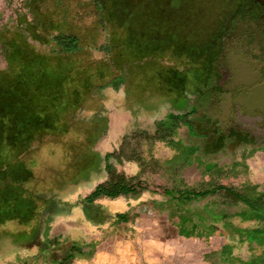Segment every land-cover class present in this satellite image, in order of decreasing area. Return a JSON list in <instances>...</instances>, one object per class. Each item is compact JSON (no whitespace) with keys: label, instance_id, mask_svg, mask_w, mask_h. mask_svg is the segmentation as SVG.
I'll return each instance as SVG.
<instances>
[{"label":"crops","instance_id":"1","mask_svg":"<svg viewBox=\"0 0 264 264\" xmlns=\"http://www.w3.org/2000/svg\"><path fill=\"white\" fill-rule=\"evenodd\" d=\"M114 1L0 0V45L7 62L0 68L2 119L16 110L25 124L39 123L32 112L53 96V103L67 100L66 114L51 124L45 116L44 125L73 127L71 133L81 123L75 111L97 106L105 120L96 139L97 170L78 183L69 207L55 214L45 233H37L30 248L10 249L13 254L3 264H264V127L254 112L259 100L246 98L245 114L230 122L217 119L219 102L205 93L211 76L193 66L199 54L182 50L185 40L166 34L159 22L141 32L150 43L166 37L156 45L169 61L147 51L127 58L144 62L127 68L121 66V54L104 53V42L94 38L92 50L86 45L92 38L82 43L79 24L61 26L77 22L81 13L103 23L104 16L113 15L108 6ZM58 13L62 19L56 24ZM28 14H45L49 23L28 20L26 25ZM12 23L14 31L8 27ZM132 33L120 34L119 44ZM58 35L75 36L76 48L59 45ZM93 50L113 63L92 62ZM70 63L90 66V76L101 79V85L80 86L82 91L62 88L61 71L66 73ZM80 72L69 74L78 78L76 84L85 77ZM116 92L126 101L118 95L115 99ZM147 102L153 108L146 114ZM109 170L130 178L135 190L94 200L105 212L103 218L86 214L83 199L108 180ZM118 213H126L125 218L118 221ZM31 217L28 222L34 223Z\"/></svg>","mask_w":264,"mask_h":264},{"label":"rangeland","instance_id":"2","mask_svg":"<svg viewBox=\"0 0 264 264\" xmlns=\"http://www.w3.org/2000/svg\"><path fill=\"white\" fill-rule=\"evenodd\" d=\"M108 7H111L109 11L113 13V17L110 14H107V16L103 17V23H100V21L97 20L96 22H94L93 16L86 13H81L77 22H75V20H71L67 23H61V26H78L79 24V32L82 43H84L83 41H88L91 38L92 40L95 38L98 44H102V42H104V53H112L113 56H116V54H121L124 59L123 63H121V66L127 68L128 63L129 66L132 64L141 65L144 63L142 61H135L132 63L131 61L127 62V58L128 60H133L131 58L135 57L137 54H141L143 52L145 53L147 51H149L153 56H159L160 58H162L163 63L169 61L164 49L156 45L158 42H166V37H159L157 39L152 38L150 43L147 41V38L144 39L145 36L142 33L149 32L150 28H152L158 22V27H160L161 29H165L166 34L168 32L170 34L175 33L176 39L182 41L185 40L183 42L184 44L181 45L182 50L184 49L185 52H189L190 48H192L193 52L195 50L197 51V53L201 51L202 48L207 45L208 34L206 33V30L209 18L212 12L215 10V1L130 0V2L125 3L123 0H115L113 4L109 5ZM144 11H147V18H144ZM104 15H106V13H104ZM156 15L159 16L158 19L150 20L148 18H153ZM44 16L45 14H38L37 17L36 15L28 14L26 15V25L28 23L30 24V22H32V25H34L36 24V21L42 22L43 24L49 23L48 19ZM61 19L62 15L59 14V16L56 18V21L53 22L57 24L59 21H61ZM2 25V22H0V27ZM23 26H21V28H23ZM8 27L12 31H14L13 23ZM130 29L133 30V33L128 35V38L125 39V44H123V42L120 45V41H118L120 38V34H126L127 31H131ZM112 31H116L118 33L113 37ZM151 35L153 36L154 34L151 33ZM126 36L127 35H124L123 37ZM95 40L86 44L88 45V47L90 46L89 49L92 50L96 46ZM142 40L143 43H145L146 41L147 42L145 44H143L142 42L137 44ZM102 55L98 53V51H94L91 56L92 62L101 60L105 62L103 63L104 67H106L105 65H109L111 62L113 63V60H110L108 58L106 59V63V61L104 60L105 56L104 54ZM0 56H2V61H0V68H2L7 64V62H5L4 60L2 45H0ZM113 56H110V58L115 59L113 58ZM121 60L122 59H119L118 61L121 62ZM153 60L154 59L152 57L151 62ZM147 61L145 62V64L148 65L150 62ZM114 63H116V61H114ZM80 65V63H70L67 66L68 70L66 71V73L65 71H61L62 76H64V79L62 80L63 83L60 84L62 85V88L70 87L71 89L75 88V90L80 89V91H82V88L90 89L88 86L91 83L97 86L101 85V79H98V81H96L94 77L90 76V73L94 72V69H92L90 66L80 68ZM197 65L200 66L199 58L193 59V66ZM79 71H81L80 73L84 72L85 77L81 78V83L76 84V82L74 81L78 78H69V74H76ZM102 73L103 71L101 67L98 68L96 74L101 77ZM66 75L67 78L65 77ZM80 86L82 88H80ZM124 86H126V84H124ZM119 93H122V91H119ZM117 95L118 97L120 96L122 98V101H126V98H123L124 96H121L117 92L115 93V95H113L115 99ZM73 97V94H69L70 99ZM52 98L53 96L51 97V99H47L46 101H44L45 104H42L40 108H37L32 112L36 118L39 117L38 121H40L39 124H37L40 126L39 128L44 129V131L47 133L49 130L53 131L54 129L51 127L50 129L49 127H47L49 126V124H43L42 120L46 119L45 116H48V121L51 124V121L57 122V119L59 117L64 116L66 114L65 111L67 110L64 105L67 100H65L64 102V98L58 99L53 103ZM2 103L3 102L0 100V113L1 110H3ZM135 105L136 106L134 110L138 111L140 105L138 102H136ZM96 108L98 110L100 109V106H97ZM96 108H80L75 111L77 121L81 122L75 130H72L71 133H67L64 136L65 129L63 127L58 132V135H60L61 138L58 139L57 142L53 141V143L43 145L41 149H38L40 147L29 149L27 151L28 154L26 155V157L21 158L16 162H20V165L14 166L15 169H21L20 172L23 173L26 169H29V173L32 172V177H34L35 180H33L32 178H28L24 184L29 187H33L35 190H38L39 195H41L42 198L47 202V205L44 206L45 208L43 207L42 210L32 208L28 211H20V213L14 216H11L10 212L6 214L4 213L5 215L1 214L0 264L6 263V257L10 255L12 256L13 253H11L10 249L13 251H18L26 249V247L30 248V245L33 242L32 239L39 231L38 225L40 223H43L44 231H46L45 228H47L48 224L55 216V214L59 212L62 213L69 207L68 204L69 201H71V194L73 193L74 189H77L76 186L78 185V183L84 181L86 177L89 178L90 174L97 170L98 164L93 165V158L98 159L99 157L98 151H96V139H98L99 134L102 131L105 120L101 115H99V110L96 114ZM144 108L145 113L147 114L150 112V110H152L153 107L150 102H147L145 103ZM19 121L20 124L23 125L25 120L21 118ZM85 123H90L91 126L85 125ZM41 125L43 127H41ZM70 128L72 129L73 127H66L68 131L71 130ZM26 132L27 131L22 132V135L19 136L21 140H25L26 137H28ZM3 155L4 153L2 154V152H0V156L2 157ZM8 167L12 168L13 166L10 167L8 165ZM4 203L5 202H3L2 209H4L6 206V203ZM42 203L43 202H41V205ZM39 205V203H34L35 208H38ZM83 210L86 212V214H91L90 210L84 207V205ZM32 213L33 215H31ZM29 215L33 217L34 223L28 222V220H31L29 218ZM44 231L41 232L45 233ZM38 233H40V231Z\"/></svg>","mask_w":264,"mask_h":264},{"label":"flooded vegetation","instance_id":"3","mask_svg":"<svg viewBox=\"0 0 264 264\" xmlns=\"http://www.w3.org/2000/svg\"><path fill=\"white\" fill-rule=\"evenodd\" d=\"M214 1L207 45L198 52L199 67L211 76L205 93L218 100L217 119L222 122L225 117L230 122L234 115H244L246 98L259 100L254 112L264 127V0ZM260 77L253 88L240 85Z\"/></svg>","mask_w":264,"mask_h":264},{"label":"trees","instance_id":"4","mask_svg":"<svg viewBox=\"0 0 264 264\" xmlns=\"http://www.w3.org/2000/svg\"><path fill=\"white\" fill-rule=\"evenodd\" d=\"M56 40L59 45H62L67 50L76 48V37L73 35H58ZM17 116L18 113L16 110L7 112V119L5 120L2 119L0 115V152H2V154L4 153L2 157L0 156V216L8 212H10L11 216H14L20 213V211H28L32 208L42 210V208L47 205V202L39 195L38 190L24 184L28 178L35 180L34 177H32V172L29 173V169H26L24 173L20 172L21 169H15L14 166L20 165V162H16L26 157L29 149H34L35 147H40L38 149H41L43 145L53 143V141L57 142L58 139L61 138L58 132L63 127L65 129L64 136L69 133L66 126L63 125L56 124L47 126L54 129L53 131L49 130L48 133L45 132L44 129L39 128L40 126L37 125L39 124L37 122H31V124H25L26 122H24V124L21 125ZM41 127L43 126L41 125ZM77 127L78 126H75V128ZM24 131H27L28 137H26L25 140H21L19 136L22 135ZM98 161L99 158H93V165L98 164ZM8 165L13 167L9 168ZM130 182V178L109 170L108 180L96 186L83 201L92 215H99L103 218L105 212L102 211L99 206L94 205V200L101 196L116 197L120 194L132 193L135 189ZM3 202L6 203L4 209H2ZM35 202L40 204L38 208L34 207ZM41 202H43L42 205ZM125 214L126 213H118L116 215L117 220H123ZM38 230L40 232L44 230L43 223L38 225Z\"/></svg>","mask_w":264,"mask_h":264},{"label":"water","instance_id":"5","mask_svg":"<svg viewBox=\"0 0 264 264\" xmlns=\"http://www.w3.org/2000/svg\"><path fill=\"white\" fill-rule=\"evenodd\" d=\"M256 82H258V83L261 82V77H260V79H258V81L255 80V81H253V82L250 83V84H249V83H244V82H242V83H240V85H246V86H249V87H252V88H253V87L256 86Z\"/></svg>","mask_w":264,"mask_h":264}]
</instances>
